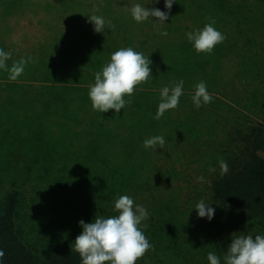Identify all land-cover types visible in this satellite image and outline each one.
Masks as SVG:
<instances>
[{"label": "rangeland", "instance_id": "374dc122", "mask_svg": "<svg viewBox=\"0 0 264 264\" xmlns=\"http://www.w3.org/2000/svg\"><path fill=\"white\" fill-rule=\"evenodd\" d=\"M4 1L14 4L12 13L2 15L1 13L3 11L7 13V10L2 7L4 6L3 1L0 0V24L9 23L6 35H3L2 28L0 29V43L4 42V51L12 54L8 61L16 62L22 58L32 57L35 62L28 64H37L36 71L42 69L45 62L51 59L47 53H42L43 51L49 53L55 51L52 53L57 57V60L66 65L68 58L65 55L68 51L70 54L72 49L76 50L77 54H83L100 46L101 48L102 46L109 47L105 43L109 42L108 36L107 38L101 36L94 29L87 33L88 28L82 24V22L88 21L87 14L101 16L105 20L122 22L124 30L135 34L139 33L138 37L142 42L147 35L150 36V33L160 34L162 31H167V36L160 34L162 45L154 50L157 59L151 55L149 59L155 70L167 71L164 74L171 76L172 82L167 81L166 77L160 80L151 77L147 83L137 87V90L149 92L157 99V95L160 96L163 87L171 88L175 83L183 80L182 74L185 71L190 73V71L197 72L199 70L201 78L207 77L211 72H220L224 77V83L236 85L237 88L233 95L239 96L243 88L242 83L250 86L247 83V79L250 77L240 78L241 67L247 66L248 68L249 65H253L255 68L261 67L264 70V0H230L219 4L220 9L225 10V19H219L221 21L215 22L217 25H213V27L224 34L226 37L224 45L229 50H226L227 52L217 68L211 67L208 62L216 52L213 50L211 54H198L193 43L187 38V34L194 29L200 30L205 24H209L199 17L202 9L195 8V5L193 6V3H188V1L174 0L170 10L165 7L164 0ZM20 1L27 2V6L21 10L18 6ZM194 2L196 3V1ZM135 4H141L150 9L158 8L168 14L174 9L173 7L177 11L185 10V16H182L180 21V26L182 25L184 30L181 31V34L176 33L177 26L172 23L169 15L164 23L157 22L155 17H149L143 23H137L128 14ZM130 20L135 21L134 25L130 24ZM153 22L155 24L151 29L150 24ZM142 27L146 34H140L143 32ZM119 33L120 30H114L115 36H112L114 40L118 39ZM127 40L129 42L130 37L127 36ZM56 46H58V50H55ZM61 50L63 51L60 53ZM61 55L65 56L63 60H61ZM38 58L43 62L41 63ZM34 75L18 77L16 81L10 80L9 76L0 75V169L12 166L13 163L18 164L15 169L10 170L7 175L2 177L0 199L8 190L13 188L21 190V213L23 215L20 221L22 223L24 221L23 226L30 230V240L40 254L48 256L60 249L67 239L68 243L72 244L78 234L80 235L83 231L79 221L85 222V218L89 217H86L81 209L75 219H67V215H71L67 213L70 211L69 205L72 206V212L75 213L80 207V200L75 201L68 198L63 201L64 203H61V187H58L56 191H48L52 188V184L46 178L45 172L47 171L44 162L50 160L46 159L42 143L49 138L53 140L50 142V146L54 148L53 146L61 141V123L58 118L53 123L55 116L43 111L42 103L45 98L42 95L35 99L32 95L24 94L27 87L39 90L43 86L52 85L51 83L55 82L43 79L39 72ZM252 81L257 85L259 79L254 76ZM58 85L61 86L60 81ZM254 87L249 88L253 91ZM207 91L218 96L213 91ZM186 92H189V95H182L179 100L187 96L192 100V96H189L190 94L194 95L195 90L185 89L183 86V93ZM216 96L212 97V100H218ZM238 96L236 97L238 98ZM220 99V107L223 111L217 113L218 117L207 114L200 115L198 117L199 124L196 123L195 116H192V110L199 109L195 105H192L194 108L187 109L185 113L181 103L176 109L170 110L172 126L168 128L169 132L166 131L167 139L164 147L153 156V161L163 167L164 171H167L165 177L162 176L159 182L164 190H168L164 195L170 199L173 206V213H170L172 214L170 216H173L174 219L176 216L179 225L171 239H169L171 233L165 231L164 237H160L158 242L152 237L149 238V235L144 232L149 242L154 246V250H149L142 259L137 261V264H210L209 252L217 255L221 264H225L224 256L233 238L251 235L254 239L256 235L264 236V216H257L253 219L233 216L211 200L206 189V182L197 180V177L203 176L207 181L212 174L221 171L219 161L221 159L227 161V155L234 149L231 139L239 121L244 119L247 123L252 122L250 117L254 120L262 119L261 113H259L261 110L257 106L243 107L242 104L234 103L228 98ZM184 102H186L185 99ZM205 106L213 108L210 104ZM24 107L28 108L27 112L24 111ZM187 112L192 119L188 129L190 131L185 135H176L177 126L183 124V116ZM241 115L244 117H240ZM9 116H11L9 120H5ZM2 124H5L2 126L4 131H2ZM1 131L5 133V138H2ZM28 137L29 143L35 144L37 147L40 146L39 151L35 149L32 159L25 156L21 144V140ZM13 149L18 150L17 154L13 153L15 151ZM155 150L159 151L160 148ZM137 159L143 163L142 158L138 157ZM27 161L44 164H41L42 168H36L27 175L24 165ZM56 163H54V167L57 168L59 166ZM146 164L147 161H144L145 166ZM210 168L215 171H209ZM52 172L61 177V169L59 171L52 169ZM46 188L49 189L45 190ZM168 192H171V196L168 195ZM201 200H204L215 210L211 220L197 215L195 206ZM164 238L170 241H163Z\"/></svg>", "mask_w": 264, "mask_h": 264}, {"label": "trees", "instance_id": "16d2710c", "mask_svg": "<svg viewBox=\"0 0 264 264\" xmlns=\"http://www.w3.org/2000/svg\"><path fill=\"white\" fill-rule=\"evenodd\" d=\"M2 1L4 5L2 7L7 10V13L3 11L1 14L12 13L14 4ZM184 1L193 3L195 8L202 9L199 17L208 23H212L213 20L218 22L219 19H225V10H221L219 4L230 0ZM18 6L20 10L24 9L27 2L20 1ZM173 8L168 15L172 23L177 26L178 31L176 33L181 34L184 29L182 25L180 26V21L181 17L185 16V10L179 9L180 11H177L175 7ZM221 8L223 7L221 6ZM130 13L129 11L128 14L132 18ZM89 16L87 14V17ZM105 21L111 22L115 26L114 29H109L106 23L105 30L98 32L101 36H106V38L108 36L109 42H105L108 44V48L103 46L101 48L100 46L83 54H77L76 50L72 49L70 54L68 51L65 55L68 58L66 65L57 60V57L52 53L55 51L50 53L43 51L42 53H47L48 57H51L45 62V66L36 71L38 69L37 64H27L23 74L19 76L20 78L35 76L34 74L39 72L43 79L61 82V86L53 82L52 85H45L39 90L28 87L24 90L25 95H32L35 99L42 95L45 98L42 103L43 111L55 116L53 123L57 118L61 123V141L54 145V148H51L50 142L53 140L49 138L42 143L46 152V159L50 160L44 162L46 163V178L52 184V188L48 191H56L58 187H61V203H64L63 201L68 198L75 201L80 200V207L75 213L72 212L73 208L69 205L70 211L67 213L71 215H67V219H75L77 213L81 212L82 209L86 217H89L85 218V223L93 222L97 217L108 218L118 215L114 210L115 201L122 195H128L134 199L135 204L142 205L148 211L149 218L142 221L141 230L157 242L160 237H164L165 231L171 233L169 238L171 239L177 231L179 221L175 215V219L170 216L172 215L170 213H173V206L170 199L164 195L168 190H164L161 182H159L162 176L165 177L167 171H164L163 167L158 166L153 161V156L159 153L161 148L157 145L155 149L160 148L157 151L143 146L146 139L158 136L157 133H161L160 135L164 136L165 140L167 139L166 131L169 132L168 128L172 126L173 121L170 110L166 111L161 119H154L161 100L160 96L157 95V99L149 92L136 90L131 97H125L131 102L119 113L114 109L101 113L93 109L88 95L90 86L95 83V73L102 71V68L110 62L113 52L123 47H132L145 56L151 55L157 59L154 50L162 45L161 35L150 33V36L147 35L142 42L138 37L139 33L135 34L129 30H124L122 22ZM134 23V20H130L131 25ZM8 24H0L3 35L8 33ZM82 24L88 28L87 33L90 30L94 31V24L90 22V19L82 22ZM154 24L155 22L150 24L151 29ZM213 25L215 26L217 23ZM74 27L77 28L78 26ZM115 29L120 30V36L117 35L118 39L116 40L113 38ZM141 30L143 32L140 34H146L143 27ZM127 36L130 37L129 42ZM2 43H0V48L4 50V42ZM55 50H58V46L55 47ZM226 50L229 48L224 45V42L215 46V57L213 56L208 60L211 67L217 68L219 66L227 52ZM65 56L61 55V60ZM38 59L41 63L43 62L42 59ZM6 63L9 68L13 64L12 61ZM152 66L153 63L150 67L152 77L155 80L166 77L167 81L172 82L170 79L172 77L164 74L167 71L159 72ZM241 71V75L239 74L241 79L250 77L247 79L250 86L242 83L243 88L239 96L233 95L237 88L236 85L224 83V77L220 72H208L207 77L201 78L199 75L201 71L199 70L197 72L190 71V73L185 71L182 74V81L185 89L191 88L193 90H196L195 86L203 81L206 83L207 90L218 95L210 93L212 97L216 96L218 99L209 103L213 106L212 109L202 105L199 109L192 110V116H195L197 124H199L198 117L200 115L207 114L218 117L217 113L223 111L220 107V98L222 97L228 98L234 103L242 104L243 107L257 106L261 110L259 112L261 113V120H254L250 117L252 122L247 123L246 120L242 119L237 123L238 126L235 127L231 139L234 149L227 155L226 162L229 169L227 174L221 176L220 171L212 174L206 181V189L211 200L221 209L242 219H253L257 216H264V70L261 67L258 69L249 65L248 68L242 66ZM0 75L9 76V72L0 69ZM254 76L259 79L257 85L252 81ZM251 86H255L253 91L249 88ZM186 95H189V92L183 93V96ZM191 96L193 94H190L189 97ZM187 97H183L187 103L184 102V99L179 100L181 107L185 109L184 113L187 109H192V105H194L193 101ZM27 109L24 107L25 112ZM236 112L239 113L238 110ZM10 117L5 120H9ZM183 117L184 122L178 124L176 135H185L186 132L190 131L188 129L192 119L189 117V112ZM240 117L244 116L241 115ZM4 125L2 124L1 127ZM2 129L4 131V127ZM2 131V138H5V133ZM29 142V137L21 140L25 156L32 159L35 149L39 151L40 146L37 147V145ZM17 152L18 150L13 151L14 154ZM163 153L166 154V152ZM138 157L142 158L143 163L137 159ZM144 161H147L146 166ZM44 163L27 161L24 164L26 174L28 175L36 168H42L43 165L41 164ZM54 163L59 167H54ZM17 165V163H13L12 166L1 168L0 182L3 180L2 177L7 175L10 170L15 169ZM52 169L57 171L61 169V177L54 175ZM47 189L49 188L45 190ZM168 195L171 196V192H168ZM21 209V190L19 188H13L3 194L0 199V249L5 253L2 264H82L79 254L74 250L72 251L74 242L69 244L68 239L52 255L40 254L30 240V230L23 226L24 221L23 223L20 221L23 215ZM144 224L147 225L146 228L143 227ZM169 239L164 238L163 241Z\"/></svg>", "mask_w": 264, "mask_h": 264}, {"label": "clouds", "instance_id": "9594fccd", "mask_svg": "<svg viewBox=\"0 0 264 264\" xmlns=\"http://www.w3.org/2000/svg\"><path fill=\"white\" fill-rule=\"evenodd\" d=\"M174 0H164L165 7L171 9ZM132 18L137 23H143L149 17L157 18V22L164 23L168 19V12L158 8H148L141 4H135L131 8ZM90 22L94 24L96 32H103L105 25L109 29L115 26L106 22L101 16H89ZM215 21L205 24L203 29L195 30L187 34V38L193 43L195 51L211 54L217 44L223 43L226 37L213 27ZM167 36V31L160 33ZM11 52L0 49V69L9 72V79L16 81L24 72L29 62H35L32 57L20 59L13 62L9 68L7 61L11 59ZM166 63V62H165ZM152 61L149 56L132 47H123L111 54L110 62L102 71L95 73V83L90 86L88 93L94 110L101 113L114 109L120 112L130 100L137 87L147 83L152 77L150 65ZM183 81L174 84L173 87H163L160 91V103L154 119H161L168 110L179 106V99L183 95ZM196 90L192 96L193 104L200 108L212 102V95L207 91L206 83L201 81L195 86ZM166 143L162 135L153 136L144 141L145 148L155 149L157 145L163 148ZM221 176L227 174L228 164L221 159L219 161ZM209 171H215L210 168ZM199 182H206L203 176L197 177ZM197 215L201 218L207 217L211 220L215 210L201 200L196 204ZM114 210L118 215L108 218L97 217L93 222L85 223L79 221L83 231L75 238L74 250L79 254L82 264H137L149 250L154 246L149 242L141 230V223L149 218L148 211L142 205H137L134 199L128 195L120 196L114 204ZM147 227L146 224L143 225ZM5 253L0 249V264ZM210 264H221L220 258L212 252L208 253ZM225 264H264V236L251 235L239 236L232 239L224 256Z\"/></svg>", "mask_w": 264, "mask_h": 264}]
</instances>
